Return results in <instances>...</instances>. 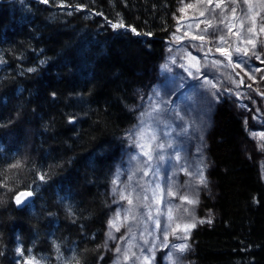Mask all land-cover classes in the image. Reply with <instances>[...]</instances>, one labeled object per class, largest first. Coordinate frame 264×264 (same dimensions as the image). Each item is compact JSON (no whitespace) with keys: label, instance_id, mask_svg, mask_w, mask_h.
<instances>
[{"label":"trees","instance_id":"16d2710c","mask_svg":"<svg viewBox=\"0 0 264 264\" xmlns=\"http://www.w3.org/2000/svg\"><path fill=\"white\" fill-rule=\"evenodd\" d=\"M178 7L0 0V264H108L115 162L137 122L136 89L164 57ZM120 19L139 35L108 22ZM208 120L217 197L203 195L199 213L214 210L218 219L192 233L191 259L264 264V180L241 150L247 126L222 96ZM26 191L34 201L19 208L16 196Z\"/></svg>","mask_w":264,"mask_h":264},{"label":"rangeland","instance_id":"374dc122","mask_svg":"<svg viewBox=\"0 0 264 264\" xmlns=\"http://www.w3.org/2000/svg\"><path fill=\"white\" fill-rule=\"evenodd\" d=\"M231 7L237 8L235 15H230ZM244 7L252 8V19L241 23V8ZM225 8L229 9V11L224 12V16L227 17L224 24L231 27V32H228V28L219 23V19L212 20L211 27L206 23L213 9H215L216 16L219 17L221 10ZM180 9H183V11H180ZM262 18H264V5L259 3H253L249 6H245L242 3L232 5L230 0H225L224 3L217 7L215 0L212 5L197 2V0H179L176 17L177 26L175 33L166 44L165 55L160 63L152 67L150 77L140 83L136 89V105L134 109L137 113V122L124 135L125 146L119 159L115 162L109 198L114 209L113 217L116 211L120 210L121 220H123V209L128 207L127 201L117 203L118 197L114 195L113 188L116 187L119 190L125 184L130 183L132 187L136 188L137 192L148 195L149 199L143 203L151 205L152 215L160 220V232H162L165 227L166 217L164 215L156 217L155 210L159 208L161 212L166 211L168 198L164 197L159 202L153 201L151 188L158 182L164 188L171 181L174 182V190L178 189L180 193L188 192L190 198L193 191L198 193L199 204L194 208V215L198 219L205 221L211 219L212 223L197 224L195 228H191L190 237L186 241L176 239L174 235H169V247L164 248L160 247L159 241H153L148 232L144 231L145 227H147L149 232L155 229L152 220L144 215L147 209L138 207L135 223L124 221L120 231H116L114 228L110 229L108 225L106 240L103 245L105 256L109 257L108 264H117L118 260L121 264H137L133 259L124 260L120 254L115 252V249L117 247L122 250L126 249L128 244L131 243L133 245L131 251L139 255V247L136 245L144 247L141 239L142 233L150 243H156L151 264H170L167 257L171 252V245L180 243L190 245V249L181 256L182 264H193L191 259L193 251L191 244L192 233L201 227L212 226L218 219V215L214 210L206 211L202 215L199 213L203 204L201 200L203 195L207 196L211 201H214L217 197L216 184L208 177L210 170L213 168V163L207 153L203 131L208 126L212 104H215L218 96L226 99L231 109L244 122L247 121L245 124L249 132V140L241 141V150L247 159L255 161L260 166L264 180V151L258 147V144H264V135H260L264 134V79H262L264 78V71H253L254 69H264V63H261V60H264V55L261 56L260 60H257L255 56L251 55L252 44L242 42V37L246 34L252 36L253 42L257 45L256 50L260 51V42L264 41V33L260 32ZM253 22L254 32L246 33L245 30ZM216 27H220L224 32L228 33L224 42L209 39L210 34ZM205 28L208 29L207 33H204ZM201 35L205 36L204 40L199 39ZM193 37H196V39H193ZM217 47L226 48L231 53L232 64L220 52L216 51ZM237 47L249 49L248 56L242 57L248 63L242 64L240 68L234 67V63H239L241 59L236 54ZM193 57L196 59H192ZM173 59L175 63H172ZM215 60H220L222 63L216 65L213 63ZM165 65L168 66L167 69ZM180 65H184V67ZM250 75L253 77L252 79L249 78ZM241 80L243 82L239 84L233 82ZM205 81H210L211 83H204ZM213 84L215 87L212 86ZM236 93L240 94L239 98ZM157 94L159 100L168 101L167 104L162 105L167 111L160 114L162 121L160 123L147 115L152 113V105L158 102ZM241 105H246V107H241ZM142 114L145 115L142 116ZM142 119L144 120V125L141 124ZM149 123L158 131L160 137L158 141L153 143V149H155V143L164 142L167 144L170 142L172 144V147H166L165 161L159 162V177H154L152 172L144 176L143 172L135 171L140 165L132 159L133 156H138L141 162L147 159V157L140 155L141 150L132 143L129 135ZM165 132H170L171 135L165 136ZM253 133L258 135L253 136ZM144 142H149L148 136L145 137ZM174 154H179L181 159L179 161L170 159L169 157ZM185 162H187L188 172L190 173L194 172L198 167L203 168V175L207 181L206 187L195 182L197 176L188 175L181 170V165L185 164ZM151 164L156 166L158 162L153 159ZM133 171H135V175H132ZM130 175H132L131 181H129ZM114 180L117 181L116 185L113 184ZM145 187L149 188L147 193H144ZM135 202L137 204L141 203L140 201ZM171 202L173 204L182 203L178 196L172 198ZM184 207L193 208L192 205L187 203H184ZM173 214L174 216L179 215L175 211ZM141 216L144 217L143 221L140 219ZM129 227H132L135 239H132L131 235H129ZM109 231H112L115 239L108 237ZM160 232L156 234L160 235ZM176 235H183V233L178 230ZM125 236H128V240L122 239ZM145 254H148L146 247ZM32 258L28 261L30 264H35V261L39 260L36 258L33 260ZM39 261L40 264H43L41 260Z\"/></svg>","mask_w":264,"mask_h":264},{"label":"snow or ice","instance_id":"6c2138e0","mask_svg":"<svg viewBox=\"0 0 264 264\" xmlns=\"http://www.w3.org/2000/svg\"><path fill=\"white\" fill-rule=\"evenodd\" d=\"M40 2L47 4L49 0H40ZM197 2H202L208 5H212L214 0H197ZM215 2H216V6L219 7L222 3L225 2V0H215ZM230 3L232 5H237V4L242 3L245 6L252 5L253 3H259L261 5H264V0H230ZM180 11H183V9H180ZM225 11H229V9L227 8L222 9L219 17H217L215 14V9H213L206 23H208L209 26L211 27V21L215 19H219V23L224 25V27L228 28V32H231V27L224 24L225 19H227V17L224 16ZM252 11L253 10L251 7L241 8V17H242L241 23L252 19ZM236 12H237V8L231 7L230 15H235ZM68 14L71 15V13H68ZM201 15H203V13H201ZM108 22L111 24L113 29L128 27L132 32L139 35V33L136 32L135 28L131 26H125L123 19H120L119 21L115 23H113L112 21H108ZM253 25H254V22L249 24V26L245 30L246 33L254 32ZM207 32H208V29L205 28L204 33H207ZM260 32L264 33V18H262L261 20ZM227 34L228 33L224 32L222 28L216 27L213 29V32L210 34L209 39H214L220 42H224ZM145 35H150V33H145ZM237 35H239V33H237ZM193 39H196V37H193ZM199 39L204 40L205 36L201 35ZM242 42L252 44L251 55L255 56L257 60H260L261 56L264 55V41L260 42V51L256 50L257 45L256 43L253 42L252 36H248L246 34L244 37H242ZM169 51H171V49H169ZM209 51H211V49H209ZM216 51L220 52V54L224 56L229 61L230 64L233 63L231 53L228 52L226 48L217 47ZM236 54L238 57H241V59L239 63H234V67L240 68L242 64L248 63V61L244 60L242 57L248 56L249 49L247 48L241 49L237 47ZM192 59H196V58L193 57ZM41 63H43V61H41ZM172 63H175L174 59L172 60ZM213 63L216 65H219L222 62L220 60H215L213 61ZM261 63H264V60H261ZM180 66L184 67V65H180ZM165 68L167 69L168 66L165 65ZM34 70L35 69H29V71H34ZM197 71H199V69H197ZM253 71L259 72V71H264V69H254ZM189 74L191 75V73ZM249 78L252 79L253 77L250 75ZM229 79H231V77H229ZM233 82L239 84V83H242L243 81L241 80L239 82H236V81H233ZM204 83L210 84L211 82L205 81ZM212 86L215 87L214 84ZM249 87H251V85H249ZM236 95L239 98L240 94L236 93ZM157 101H158L157 103H154L152 105V113H149L147 115H149L151 119L156 120L158 123H160L162 122L160 114L164 111H167V109L163 108L162 105L167 104L168 101L159 100L158 94H157ZM241 107H246V105H241ZM143 115L145 114H142V116ZM245 123H247V121H245ZM141 124L144 125L143 119L141 120ZM164 134L165 136L171 135L170 132H165ZM252 135L256 136L258 134L253 133ZM260 135H264V134H260ZM146 136L149 137V142L147 143L144 142ZM159 138L160 137H159L158 131L155 128H153L151 123L139 128L135 133L129 135V139L132 141V143L135 144L141 150L140 155L147 157V159L143 162L139 160L138 156L132 157V159L135 160L138 165H140L137 169H135V171L143 172L144 176H147L149 172H152L154 177H159V172H160L159 162H163L166 159V156H165L166 147H172V144L170 142L167 144L164 142H160V143H155V149H153V143L158 141ZM258 147L262 151H264V144H258ZM169 158L175 161H179L181 159L179 154H174L173 156ZM153 159L157 160L158 162L156 166H153L151 164V161ZM19 166L20 165L17 163V164H13L11 167L16 168ZM181 170H183L188 175L197 176V180L195 181L197 184L203 185L205 187L207 186L206 177H204L203 175L202 167H198L194 170V172L190 173L188 172L187 162H185V164L181 165ZM135 171H133L132 175H135ZM132 175L129 176V181L132 180ZM40 179L43 180L44 176L41 175ZM113 184L116 185L117 181L114 180ZM137 184H139V182H137ZM147 191H149V188L145 187L144 193H147ZM151 192H152V200L155 202H159L164 197L168 198L167 205H166V211L161 212L159 208L155 210L156 217H159L161 215H164L166 217L165 227L162 232H160L161 222L159 219H156L153 217L151 205L143 203L144 201H147L149 199L148 195L137 192L136 188L132 187L130 183L125 184L123 188L119 190L116 187L113 188L114 195L118 197V200L116 202L119 203L120 201H127L128 207L123 209V220H121V211L120 210L116 211L113 219L109 221V228L110 229L114 228L116 231H120V227L123 226L124 221H132L133 223H135L136 218H137V208L144 207L145 209H147L144 215L147 216L148 219L152 220V224L154 225V229H155L154 231L149 232L147 227H145L144 231L148 232V235L152 237L153 241H159L160 247L167 248L169 247V243H168L169 235H174L176 239L186 241L190 237L191 228H195L197 224H204V223L211 224L212 223L211 219H208L207 221H205L203 219H198L194 215V208L196 205L199 204L197 192L193 191L191 198H190V195L188 192L180 193L178 189L174 190V182H171V181L164 188L161 187V184L159 182L156 183L155 186L151 188ZM32 194L33 193L30 191L20 192L16 196V202L21 203V197H29ZM177 196L179 197V200L182 203L173 204L171 202V199ZM135 201H140L141 203L137 204ZM184 203L192 205L193 208L190 209V208L184 207ZM174 211L178 212L179 215L174 216L173 214ZM143 218L144 217L141 216L140 218L141 221H143ZM178 230L181 231L183 235H176V232ZM128 232H129V235H131L132 239L136 238L135 233L132 230V227L128 228ZM157 232H160V235H157L156 234ZM108 237L110 239H115L112 231L108 232ZM122 239L128 240V236H125ZM141 239L143 240L144 247L136 245L137 247H139V252H140L139 255L131 251L133 247L131 243H129L128 247L123 250L120 247H117L115 249V252L120 254L124 260L133 259L135 262H137V264H151V261L154 258V251L156 249V243H150L149 240L144 237L143 233L141 234ZM145 247L147 248L148 254H145ZM189 249H190V245L187 243L171 245V252L169 253L167 257L170 264H182L181 256ZM21 255H23V252H21ZM32 259L34 260L35 258H32ZM35 264H40V261L36 260ZM69 264H80V261L76 257H73L72 261L69 262ZM117 264H121V262L118 260Z\"/></svg>","mask_w":264,"mask_h":264},{"label":"water","instance_id":"95a60500","mask_svg":"<svg viewBox=\"0 0 264 264\" xmlns=\"http://www.w3.org/2000/svg\"><path fill=\"white\" fill-rule=\"evenodd\" d=\"M185 21H188V20H185ZM26 192H29V191H26ZM33 201H34V194H32L29 197H21V203H17V205L19 208H23V207L30 205Z\"/></svg>","mask_w":264,"mask_h":264}]
</instances>
